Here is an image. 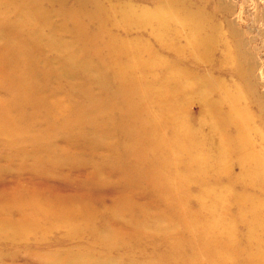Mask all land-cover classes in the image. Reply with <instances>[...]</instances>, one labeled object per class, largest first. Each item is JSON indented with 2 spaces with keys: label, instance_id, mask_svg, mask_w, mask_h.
<instances>
[{
  "label": "bare ground",
  "instance_id": "obj_1",
  "mask_svg": "<svg viewBox=\"0 0 264 264\" xmlns=\"http://www.w3.org/2000/svg\"><path fill=\"white\" fill-rule=\"evenodd\" d=\"M14 1L3 0L0 3V13H4V16L2 15L3 17L0 18V34L6 30V27L10 31L9 38L4 40L0 50V65L3 66L2 75L4 76L0 77V93L3 94L2 97H5V99H0V139L8 140L11 146L14 144L20 145V147L24 146L26 140H24V134L25 137H32L31 139L35 143H40L39 141L43 139V130L46 132V137H49L50 132L61 131L63 133L67 128L65 138H69L67 137L69 128L64 127V123L67 122L66 118L70 113L66 114L65 110H74V108L64 105L59 107L58 103L49 105L42 98H31L34 110L26 111L24 94H27L30 99V97L46 93L56 95L60 91L58 88L53 91L48 90L49 78L43 77L40 80L38 76L39 80H37L38 77H35L36 73L33 68L29 69L27 66L20 70L17 67L20 62L23 64L28 63L29 60L32 62V57L25 54L32 43L30 38L35 37L38 42L47 41L48 44L63 43L66 48H75L80 45L79 48L87 49L86 46L97 42V37H103V44L108 47L109 51L113 50L112 44L119 41V44H115L118 46L119 52L110 53V57L115 56L119 62L112 67V64L107 66L111 72L110 78L115 89L107 95L106 101L93 100L94 106L78 109L84 117L78 120L81 123L70 121L90 130L82 128L77 135L70 136V139L76 137L74 142L78 139L83 140L84 137L92 134L93 137H105L109 131L113 130L119 133L121 139L127 140L126 144L121 145V141L115 143L122 152H118L114 156L120 158L114 159L115 161L112 163L110 160L101 159L99 161L105 165L107 172L114 174L115 182L102 181L103 176L99 170L88 173L89 176L85 178L86 186L97 185L95 194H99L102 192L99 191L100 188H104V192L111 198L102 201L94 193H92L94 196L91 194L89 197L87 195L84 197L85 194L80 193L69 197H52L51 200L46 201V205L50 204L53 207V213H49L52 214V218H56L55 222H58L57 224L61 225L62 229L72 233L71 235L79 234L83 228H87L81 225L82 222L89 221L93 224L95 223L94 219L100 215L93 207L100 206L102 210L115 211V207L120 205L125 206L122 210L118 209L119 216L121 215L122 218L121 224H119L122 227V232L119 231L122 236L135 239V236L145 234L144 230L150 226L148 215L152 213V216L157 218L155 224L152 225L153 232L157 237H163L166 234L162 224L165 216L157 211V208L161 207L162 200L168 202L169 210L172 209L179 213L187 212L182 208L192 201L197 208L192 212L188 211V222L184 221V224L180 223L181 225L194 228L192 226H196L198 222L197 212H201L202 218L206 216L210 219L213 218V222L202 225L200 232L196 233L191 240L195 249L198 247L211 249L212 255L205 254V257L217 259L213 261L214 264H237L231 263L232 259H230V254H239L236 243L232 239L233 222L228 220L217 224L214 220L215 217L224 213L225 208L233 204L238 209L233 215L236 219L245 222L256 219L264 220V200L253 193L254 187L264 191V162L254 161L257 154H264L261 149L257 150L258 143L264 142L260 126L254 123L252 111L246 106L243 93L238 92L236 88L228 87L226 91L224 88L223 90L219 89L221 96L218 97L227 108H224V113L220 115L222 120L220 124L216 121L217 115L216 117L211 116V118L215 121L212 124V130L218 136L217 141L221 147L217 154L220 158L213 160V158L206 157L203 150L195 149V146L197 147L206 140V132H195V128L193 129L184 120L181 109L183 103H181L180 97L186 93L182 92V89L189 83L185 81L188 78L182 80L179 77H187V69L175 66L173 61L169 63L170 65L161 67V64L155 60L157 51L151 49L148 41L142 42V38H146L143 36V32H146L148 38H152L158 43H167L170 49L168 51L172 54L187 53L194 55L196 59L205 57L203 53L206 49H212V45L217 43L219 46H223L222 57L225 54L224 58H227L231 63L232 57L227 48L228 45L221 35L207 36L206 31H209L211 26L205 22L204 15L199 16L200 13H192L194 10L185 4L178 5L176 2L165 6L157 5L148 10L121 4L112 5L105 0H103V5L99 3L100 0H71L69 3L67 0H22V6H15ZM154 17H159L158 19H161L163 23L155 22ZM180 29H188L183 40L187 45H191L189 48L182 49L176 41L174 33ZM130 37H134V41H138L136 42L138 46L134 47L126 43ZM208 45L211 46L207 47ZM60 54L59 58H65L69 52ZM65 61L66 59L63 60V62ZM137 70L149 80L132 77ZM93 98L91 97V99ZM255 103H257L256 100ZM55 108L59 113L57 112V116L54 120L52 119V122H47L44 119L39 120L37 115H34L39 112L35 109H40L41 113L43 110V113L49 116L54 114ZM158 112L161 114L157 115ZM260 117L263 118L262 115ZM40 125L42 131L38 130ZM105 125L109 128L104 130ZM32 127L35 128L31 132ZM232 139L234 140L233 145L230 143L225 146V143ZM51 150V148L34 146L32 153H34L36 167L44 163V157L54 156L51 154ZM229 151L245 152L248 157L252 158L248 165L242 164L245 173L243 174L244 180L239 181L240 192H236L238 190L232 183L220 179V175L227 169L221 161L229 154ZM9 158L15 160L17 157L12 153ZM21 160L24 161V155ZM61 160L63 159L57 156L53 162L48 161L50 162L48 168L57 171L59 166L57 164L61 163ZM209 178L215 180L212 182ZM192 183H195L198 188L196 199H190L187 192L184 191L192 186ZM132 191H135L137 197L145 198L147 203L137 204L133 198H128L126 194ZM244 196L247 197L246 201L242 200ZM84 198L90 200L92 207H85L83 202L86 199ZM28 202L25 206L30 211L35 209L38 202L37 196L32 195ZM80 202L82 203L80 204ZM246 203L251 205L246 206ZM23 205L24 195L0 196L1 226L7 227V224H10L8 215L14 211H11L12 208L18 209ZM250 206H253L250 214L241 210ZM33 212H36V219H24L20 223L22 227L40 225V222L49 215L46 208L42 207ZM70 223H74V226H71ZM174 224L176 223L173 221L170 226L173 227ZM53 227L55 228V226ZM261 233L264 235V229L261 230ZM166 236L171 237L168 234ZM92 237H95L94 230H92ZM119 238L122 239V237ZM255 240L259 241L258 238ZM170 244L173 245V248L178 245V243ZM161 245L163 244L155 243L154 248H159ZM262 247L264 249V245ZM227 255L228 257H226ZM261 255L255 264L264 263V255ZM84 260V262L80 261L83 264L100 263L96 259L86 258Z\"/></svg>",
  "mask_w": 264,
  "mask_h": 264
},
{
  "label": "rangeland",
  "instance_id": "obj_2",
  "mask_svg": "<svg viewBox=\"0 0 264 264\" xmlns=\"http://www.w3.org/2000/svg\"><path fill=\"white\" fill-rule=\"evenodd\" d=\"M70 1L67 0V3ZM105 1L112 5L121 4L123 6L148 10L157 5H169L171 2H176L178 5L185 4V6L194 10L192 13H200L199 16L204 15L205 22L211 26V29L206 31L208 33L206 34L207 36L221 35V38L228 45L227 48L232 57L231 63L227 58H224L225 54L222 57L224 52L223 46H219L217 43L212 45V49H206L203 53L205 57L196 59L194 55L187 53L172 54L168 51L170 49L167 43H158L152 38H148V34L143 32V36L146 38H142V42L148 41L151 49L157 51L155 60L161 64V67L168 66L173 61L176 64L175 66L187 69V77H179L182 80H184L183 78H188L185 81L189 83L187 87L182 89V92H186L185 95L183 96L182 94L180 97L181 103H183L181 107L183 118L188 125L193 129L195 128V132H206L207 135L204 143L201 142L197 147L195 146V149L203 150L206 157L213 158V160L220 158L217 154L221 147L217 141L218 136L212 130V124L215 121L212 120L211 116L216 117L217 115L216 121L219 124L222 122L220 115L224 113L223 110L227 106L218 97L221 96L218 90H223L224 88L226 91L228 87L236 88L238 92L243 93L246 106L252 111L254 123L260 126V132L262 137H264V0ZM1 2L3 0H0ZM22 2V0H15L14 5L22 6ZM99 3L103 5V0H100ZM2 15L4 16V13H0V18L3 17ZM158 18L154 17L155 22L162 24L163 22ZM187 30L180 29L174 33L176 41L182 49L191 46L187 45L183 40ZM9 32V29L6 27V30L0 34V50L3 47L4 40L9 38ZM90 33H93V31H90ZM161 34H163L162 31ZM133 38L130 37L126 43L130 46H138L136 44L138 41H134L135 39ZM30 40L32 43L25 54L32 57V62L31 60L24 64L20 62L17 67L20 70L25 69L27 66L29 69L33 68L34 73H36L35 77L39 76L40 80L43 77L49 78V80L47 79L49 81L47 85L48 90L53 91L55 88H58L60 91L56 95H52L49 92L50 94H40L37 97H30V99L27 94H24L26 111L31 112L34 110V106L30 101L31 98H42L49 105L58 103L59 107L64 105L65 107L74 108V110H65L66 114L70 113L66 118L67 122L64 123V127L69 128L67 136L69 138H65L66 128L63 133L61 131H56L57 133L50 132L49 137H46V132L43 130V139L39 141L40 143H35L31 139L32 137H25L24 134V140H26L24 146L21 147L15 144L11 146L8 140L4 138L0 139V161L2 160L0 162V196L9 194L24 195V205L18 209L12 208L11 211H14L8 215L10 224H7V227L0 224V264H81L86 258L99 260V264H214L213 261L217 259L205 257V254L208 256L212 255L211 249H203L202 247L195 249L191 243L195 234L200 232L201 226L205 223L213 222V218L210 219L207 216L202 218L201 212H197L198 222L196 226H192L194 228H187L185 225L180 224H184V221L188 222V211L192 212L197 208L196 204H193L192 201L184 205L182 209H186L187 212H180L181 214L174 212L172 209L169 210L166 200H162L161 207L157 208V211H160V214L165 216L163 217L162 224L166 234L171 235V237H167L166 234L163 237H157L154 234L152 225L155 224L154 222L157 218L153 217L152 213L148 215L150 226L144 230L145 234L135 236V239L133 237L122 236L119 232H122V227L119 226L122 218L121 215L119 216L120 212L118 209L122 210L125 206L120 205L115 207V211H105L100 206L93 207L100 215L94 219L95 223L93 224L89 221L82 222L81 225L87 228H83L79 234L71 235L72 233L64 230V228L62 229L61 225L55 222L56 218H52V214L50 215L49 213H53L54 209L50 204L46 205L47 200H51L52 197L57 198L58 196L69 197L75 195V193L85 194L84 197L86 195L89 197L94 191H97V185L86 186L85 178L89 176L88 173L95 170H99L102 174V181L108 183L116 181L114 174L107 172L105 165L99 163V161L101 159L104 161L110 160V163H112L117 158H120L114 156V154L122 152L115 143L121 141L120 144L122 145L128 143L127 140L121 139L119 133L113 130L109 131L105 137H93L92 134L84 137L83 140L78 139L74 142L76 137L70 139V136L77 135L82 128L86 129V127L80 124L77 126L70 121L81 123L78 120L84 117H82L83 115L78 109L94 106L93 100H98L99 102L106 101L107 95L115 89V85L110 78L111 72L107 66L112 64V67L119 62L115 56L110 57L112 53H117L118 46L115 44H119V41L114 42L112 44L113 50L109 51L108 47L103 44V37H97V42L86 46L88 47L87 49L79 48L78 46L80 45L75 46V48H66L63 43L48 44L47 41L38 42L35 40V37L30 38ZM209 46L211 45L207 47ZM65 52H69V54L65 58H59L61 56L60 53ZM65 59L66 61L63 62ZM2 67L0 65V77H4L2 75ZM39 77L37 80H39ZM98 77L100 78L99 80ZM132 77L149 80L138 70L135 71ZM56 81L59 82L57 83ZM2 96L3 94L0 93V99H5ZM91 97L94 98L91 99ZM253 99L254 101H251ZM255 100L257 103H255ZM35 110H39V112H36L34 115H37L39 120L44 119L47 122H52V119L56 118L57 112L59 113L57 108H55L54 114H50L51 116L44 114L43 110H41L42 113L40 109ZM159 114L161 113L158 112L157 115ZM261 115L263 118L260 117ZM40 127L41 125L38 130L42 131ZM34 128L32 127L31 132ZM59 128H62V126H59ZM106 128L109 127L105 125L103 129L105 130ZM233 142V139L228 140L225 146L230 143L233 145ZM34 146L51 148L50 152L54 156L44 157V163L36 167L34 164V153H32ZM257 146V150L261 149L262 152L264 151V142L258 143ZM12 153L16 154L17 158L15 160L13 159L14 157L9 158ZM228 153L227 156H222L221 162L226 165L227 169L220 175V179L232 183L235 189L238 190L236 192H240L239 181L244 180L243 174L245 173V168L242 164L248 165L252 161V158L248 157L247 153L241 151L236 153L235 151H229ZM22 155H24V161L21 160ZM57 156H60L63 160L57 164L59 165L57 171H52L48 166H50V162L56 160ZM107 158L108 160H106ZM254 161L257 163L264 162V154H257L254 157ZM209 180L213 182L215 179L209 178ZM104 190V188H100L99 191L102 192L94 194L102 201H107L111 196L107 195ZM184 191L187 192V196L190 199L198 197V188L195 183H192V186ZM253 193L264 200V191L261 188L254 187ZM32 195L37 196L38 202L35 205V209L30 211L25 204L29 203L28 200ZM126 196L130 199L133 198L137 204L147 203L145 198L137 197L135 191L129 192ZM242 198L243 201L247 200L245 196ZM84 202L85 207H92L89 199H86ZM246 204L243 205H251L250 203ZM39 207L46 208V211L49 213L44 218V221L42 220L40 225L22 227L20 223L24 219H36V212L33 211ZM252 207H247V209L242 208L241 210L250 214ZM263 207L261 206L262 209ZM1 208L0 210H2ZM237 210L234 204L229 205L225 208L224 213L215 217L214 221L217 224L228 220L233 222L234 233L232 239L236 243L239 254H230V259H232V262L231 260L230 262L255 264L258 262L259 257L262 256L261 254L264 255L262 247L264 245V235L261 233V230L264 229V220H249L247 218L249 221H240L233 216ZM173 221L176 224L172 227L170 223ZM70 224L74 226V223ZM16 230H18L17 233L13 235ZM92 230L95 231L94 238L92 237ZM119 237H122V239ZM255 237L258 238V242L255 240ZM155 243L163 245L159 248L156 247V249L154 248ZM170 243H178V245L173 248V245ZM252 243L254 244L253 246Z\"/></svg>",
  "mask_w": 264,
  "mask_h": 264
}]
</instances>
